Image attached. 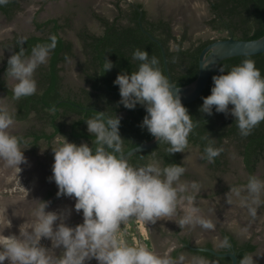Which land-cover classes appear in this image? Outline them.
<instances>
[{"label": "clouds", "instance_id": "1", "mask_svg": "<svg viewBox=\"0 0 264 264\" xmlns=\"http://www.w3.org/2000/svg\"><path fill=\"white\" fill-rule=\"evenodd\" d=\"M7 2L0 0V4ZM49 39L48 44L35 45L31 55H26L25 49L20 47L9 57L6 79L15 81L11 89L14 100L36 94L34 73L39 66L48 63L49 54L57 45L55 35ZM23 43L21 40L20 44ZM133 60L141 62L138 70L130 74L122 72L114 81L119 85L120 103L128 109H134L137 104L144 106L147 115L141 127L147 128L160 144L167 143L169 155L184 152L189 145L188 137L199 121H193L182 103L180 88L164 75L155 56L149 59L147 51L136 49ZM113 66L108 59L103 73ZM220 71L223 74L213 76L214 86L211 94L203 98L200 111L212 115L215 107L218 113L232 115L240 135L247 137L264 121V77L252 59H245L227 73L223 68ZM86 122L88 132L95 137L92 143L96 145L95 150L88 143L77 145L67 139L61 146L52 147L54 164L50 178L58 186V196L75 198V210L78 213L82 210L83 223L72 227L65 223L64 213L46 211L49 202L36 200L38 203L32 208L30 218L20 226L19 236L4 235V230L12 226L6 208L4 217L0 218V264L6 260L8 264H85L93 258L99 264H184L183 254L173 258L168 252L161 254L145 245L131 246L123 242L118 233L121 224L133 216L155 224L162 218L172 220L178 213L182 215L175 222L181 229L199 226L214 230L216 225L202 216L196 206L195 196L201 191V184L181 179L187 171L183 164L131 165L124 154L119 131L121 117L98 112ZM14 123V112L0 100V162L20 172V165L27 162L24 149L29 147V142L13 134ZM213 143L209 141L202 157L209 163H214L224 151ZM245 191L247 195L242 196ZM262 194L264 180L251 175L246 186H231L225 197L229 205L237 198L255 218L257 209L264 204ZM10 204H18V201ZM58 220L59 225L54 227ZM42 238L52 241V249L63 246V255L56 256L53 250L42 246ZM221 246L231 248L227 239ZM191 264H207V261L193 257ZM239 264H256L254 255H244Z\"/></svg>", "mask_w": 264, "mask_h": 264}, {"label": "trees", "instance_id": "2", "mask_svg": "<svg viewBox=\"0 0 264 264\" xmlns=\"http://www.w3.org/2000/svg\"><path fill=\"white\" fill-rule=\"evenodd\" d=\"M116 5L118 14L113 20L96 12L93 13L103 26L101 33L91 32L86 27L77 32L84 54V58L78 60L77 65L86 83L77 91L64 88L62 74L65 63L77 57L74 42L61 34L65 28L71 27L70 17L64 18L63 21L61 17L39 21L35 15L34 24L38 32L26 36L15 34L12 39L4 43L11 50L10 56L18 52L20 47L25 49L26 55H31V50L35 45L50 43L49 37L52 35L57 37V45L50 52L48 63L39 66L36 70V94L14 100L12 88L6 79L7 62L10 56L0 67V91L14 101L15 120H27L35 113L37 118L42 119L51 128L50 131L45 128L31 129L19 135L18 137L29 142L28 145L36 148L41 140L51 143L56 136L61 135L77 145L86 141L95 150L96 145H92L95 137L88 132L86 120L95 117L100 111L88 108L90 106L103 108L113 118L121 117L119 131L123 138L124 154L131 148L154 138L147 128L141 127L146 115L145 107L140 104H137L134 109L124 107L120 103L119 85L114 83L120 73L130 74L138 70L141 62L133 60V53L136 49L147 51L149 59L155 56L159 61L158 67L168 77L160 45L151 39L143 28L160 38L164 44L175 85H187L198 77L201 50L218 38L200 39L186 46L187 32L177 36L173 32L170 21L164 18L151 20L142 2H135L128 8H122L119 1ZM21 9L20 0H8L7 3L0 4V11L8 18H13ZM209 9L212 14L209 24L216 30L228 33L222 38L234 36L241 39H256L264 35V0H209ZM21 40L24 41L22 45ZM108 59L113 62L114 66L110 71L103 73V65ZM245 59L254 60L256 67L260 69L264 77V52L256 55L229 57L219 62L214 68L204 91L196 100L182 103L187 107L193 121H199L198 126L188 137L189 145L198 147L203 157L205 156L204 149L209 141H214V147L223 148L224 151L215 158V162L210 163V167L214 169L221 168L227 162L225 147L234 145L242 156L250 177L255 175L260 163L264 161V121L254 128L249 136L242 137L235 123V117L232 115L218 113L215 107L212 115L200 111L203 98L211 94L214 86L213 76L223 74L220 71L221 68L225 73L229 72ZM231 107L230 105L229 109ZM123 113L125 114L122 115ZM205 136L209 139H203ZM168 147L167 143H159L147 151L134 154L129 161L135 167L145 166L150 162V155H152L153 159L162 162V166L170 163L185 166L181 153L169 155L166 151ZM222 233L231 244V248L227 251H234L237 254L238 264L244 255L252 254L258 248L252 239L240 241L226 229H223ZM207 246L213 247L211 243ZM195 253L217 264H232V259L227 256L219 257L208 251L198 250ZM254 260L256 264H261L259 260Z\"/></svg>", "mask_w": 264, "mask_h": 264}, {"label": "rangeland", "instance_id": "3", "mask_svg": "<svg viewBox=\"0 0 264 264\" xmlns=\"http://www.w3.org/2000/svg\"><path fill=\"white\" fill-rule=\"evenodd\" d=\"M118 1L125 8L127 7V1L142 2L150 18L162 17L170 21L177 36L186 31L188 34V39L185 41L186 46L198 42L200 39L222 38L228 35L227 31L216 30L209 24V19L212 16L209 9V0H25L22 10L18 11L13 18H8L0 12V67L3 60L11 54V50L4 47L1 42L12 37L13 34L26 36L38 32L33 24L34 14L37 11L36 16L39 21L51 17H61V21H63L64 18L70 17L71 27L65 28L61 34L74 42L77 57L65 63L62 74L65 84L69 87L68 89L77 91L81 86L86 85L77 65L78 60L84 58L82 44L77 32L86 27L91 32L101 33L103 26L93 13L96 12L108 18H113L117 15L116 2ZM35 75L36 71L34 78ZM8 83L12 88L15 81L8 79ZM0 100L6 102L11 111H15L13 100L1 91ZM43 128L47 131L51 130L42 119L37 118L36 114L33 113L27 120H15L11 131L16 135L17 133L24 134L31 129L40 130ZM65 139L67 138L58 135L51 143L41 140L36 148L28 145L29 147L24 149L27 162L20 165L21 171L19 173L0 162V164H3L0 165V176L3 175V171H6V174H4L7 175L6 179L3 176L0 177V218L4 215L2 211L5 212L7 208L3 201L10 198H18L24 201H21V205L24 206L23 220L19 221L24 224L30 218L32 208L38 203L36 200L42 198L52 177L54 164L52 147L61 146ZM81 143H85V141ZM225 151L227 162L219 169L211 168L210 163L202 159L203 153L194 145H188L184 152H180L185 163L184 167L187 169L181 179L188 182L196 181L201 184V191L195 196L196 206L200 208L202 216L213 221L216 225L214 230H205L199 226L195 228L187 226L181 229L175 222L182 215V213H178L172 220L167 218L158 220L156 226L158 227L159 224L161 230L156 227L153 232L161 235L162 238H160L159 243L154 234H151L149 222L142 220V226H138V222H135L136 218L131 217L127 223L121 224L118 233L120 239L131 246L145 245L163 254L164 252L169 253V248L176 241L174 236L169 237L167 234L179 230L182 233H193V241L196 244L210 241L215 248L219 249L222 248L221 245L224 242L221 230L226 229L240 241L252 239L258 245L257 250L252 255H254V259L264 264V204L257 209L256 217L253 218L247 207H242L237 198H233L232 205L226 203L225 194L230 191V187L243 188L246 186L249 174L242 156L234 145L225 147ZM150 157L152 162H158L152 158V155ZM255 175L264 180V161L260 163ZM52 180L54 181V179ZM246 195V191L242 192V196ZM261 199L264 200V194H262ZM69 204L72 210V204ZM65 206H68V204H65ZM57 207L58 205L51 208V211H54ZM9 211V209L6 210V215L10 219L9 214H7L10 213ZM46 211H50V208L48 207ZM60 211L63 212V209ZM11 223L12 226L9 228L11 232L4 231L6 233H3L4 235H12L15 223L12 220ZM22 224L18 223V228L14 232L19 233ZM132 224L137 228L133 229ZM24 226L26 227L27 223ZM161 226L165 229H162ZM163 230L166 231V234ZM41 245L48 248V240L42 238ZM183 254L185 256L184 264H191L192 258L196 257L188 251H184ZM205 260L207 264H217L215 261ZM4 264H8V261L6 260Z\"/></svg>", "mask_w": 264, "mask_h": 264}, {"label": "water", "instance_id": "4", "mask_svg": "<svg viewBox=\"0 0 264 264\" xmlns=\"http://www.w3.org/2000/svg\"><path fill=\"white\" fill-rule=\"evenodd\" d=\"M143 28V27H142ZM144 32L150 36L151 39H153L155 42H157L162 50L163 53V59H164V65L165 69L168 75V78L170 82H173L172 74L169 68L168 64V58L166 54V49L160 38L152 34L149 30H146L143 28ZM264 52V35L256 38V39H241V38H236L234 36H229L227 38H218L208 45H206L200 53L199 56V74L198 77L191 83L183 86H177V88H180V95H181V100L183 103H188L196 100L204 91L210 76L214 70V68L218 65L219 62L222 60L233 57V56H241V55H256L259 53ZM205 64H210L207 68H204L203 66ZM88 108H93L96 110H99L100 112H106L103 108L99 106H90ZM146 110V109H145ZM107 113V112H106ZM108 116H110L107 113ZM147 115V112H146ZM160 142L157 141L155 138H153L150 141H147L141 145H138L136 147L131 148L125 153L126 158L128 161L130 158L139 152H144L147 151L155 146H157ZM13 201H18V204H10ZM21 201L24 202L23 200H20L18 198L15 199H5L3 203L7 206V209H9L10 213V219L15 223V229L12 230L13 232L18 228V223L22 224L21 221L23 220V208L24 206L21 205ZM14 214V213H16ZM1 216V215H0ZM4 215L2 216V218ZM19 222H18V221ZM4 231H7L10 233L11 231L9 228H6ZM191 250H198V251H208L215 256L219 257H230L232 259V264H238V256L234 251H219L214 247H208V246H193V245H188Z\"/></svg>", "mask_w": 264, "mask_h": 264}, {"label": "flooded vegetation", "instance_id": "5", "mask_svg": "<svg viewBox=\"0 0 264 264\" xmlns=\"http://www.w3.org/2000/svg\"><path fill=\"white\" fill-rule=\"evenodd\" d=\"M24 1L25 0H20V3H21V7L23 8V6H24ZM134 5L135 4V2H132V1H127V7L126 8H128V6L129 5ZM121 5V4H120ZM122 6V5H121ZM122 8H125V7H123L122 6ZM22 10V9H21ZM1 12V11H0ZM1 14L2 15H4L2 12H1ZM38 14V11L34 14V16L35 15H37ZM117 14H118V9H117ZM5 16V15H4ZM116 16V15H115ZM115 17H113V18H110L111 20H113ZM160 18H162V17H160ZM151 20H157V19H159V18H156V19H152V18H150ZM165 19V18H164ZM33 24H34V19H33ZM35 25V24H34ZM171 26H172V24H171ZM174 32V31H173ZM15 36V34H13V36L12 37H10V38H6L3 42H1L3 45H4V43L6 42V41H8V39H12L13 37ZM4 47H6L5 45H4ZM7 48V47H6ZM8 50H10L9 48H7ZM10 56V55H9ZM8 56V57H9ZM7 57V58H8ZM6 58V59H7ZM6 59H4V60H6ZM4 60H3V62H2V65L4 64ZM1 65V66H2ZM7 83H8V79H7ZM9 84V83H8ZM63 84H64V88L65 89H68L69 87L65 84V82H64V79H63ZM10 86V85H9ZM3 94H5L3 91H1ZM6 95V94H5ZM7 96V95H6ZM12 100V99H11ZM14 102V101H13ZM14 105H15V103H14ZM125 113H123L122 115H124ZM17 136H19V135H22V134H16ZM86 142V141H85ZM151 156V155H150ZM151 160V159H150ZM183 160V159H182ZM158 161V160H157ZM151 162V161H150ZM158 162H160V161H158ZM129 163H130V161H129ZM4 164V163H3ZM3 164H0L1 166L3 165ZM131 165H133L132 163H130ZM160 164H161V166H162V162H160ZM1 166H0V170H1ZM134 166V165H133ZM6 174V171H3V177L6 179V177H7V175H5ZM19 173V172H18ZM2 176H0V177H2ZM14 180H15V178H14ZM47 187V190H46V192L43 194V196H42V198L40 199V200H42V199H44L43 201H48L49 202V208H50V211H51V208H54V207H56V205H58V204H60V203H62V202H67V203H71L72 204V212H71V214H65L66 216H67V218H66V220H65V223H67L68 225H70V226H72V227H75L76 225H78V224H81V223H83V220H84V217H83V212H82V210L78 213V212H76V210H75V203H76V200H75V198L74 197H68V196H58L57 195V193H58V191H59V189H58V186H57V184L55 183V181H53L52 179L51 180H49V182H48V185L46 186ZM67 209V208H66ZM54 211H56V212H58L57 210H54ZM61 213V212H60ZM159 221H157L155 224H153V223H151V222H149V227H150V231H151V234H154V236H155V238H156V240L160 243V238H162L161 237V235H159V234H155L154 232H153V230H154V228H156L157 226V223H158ZM59 223H60V221L58 220L57 222H56V224L54 225V227H56V226H58L59 225ZM161 228L162 229H165V228H163L162 226H161ZM157 229H160V227H159V224H158V227H157ZM177 229H179V228H177ZM17 230V229H16ZM161 230V229H160ZM164 232H165V234H166V231L165 230H163ZM176 231V230H175ZM191 232H192V230H191ZM223 229L221 230V235H222V237L224 238V241L226 240V238L224 237V235H223ZM11 234H16L17 236H19V233L18 232H12ZM169 237H171V236H174V238L176 239V241L174 242V244L173 245H171L172 247H170L169 249H170V252H169V254L171 255V257H173V258H178L181 254H183V252L184 251H188V252H191L192 254H194L196 257H203L204 259H207V260H211V259H208L207 257H204V256H200V255H198L197 253H195V251L194 250H191L190 249V247L188 246V245H193V246H207L208 245V243H211V245L215 248V246H214V244L212 243V242H210V241H206V242H204V243H202V244H196L194 241H193V237H194V234L192 233H182V231H179V230H177L176 232H172V233H168L167 234ZM46 240H48V243H49V249L50 250H53L54 251V253H55V255L56 256H62L63 255V253H64V251H65V249L63 248V246H61V247H59V248H55V249H52V241L50 240V239H47L46 238ZM217 249V248H216ZM227 249L228 248H225V247H222V248H219V249H217V250H219V251H221V250H226L227 251ZM184 255V254H183ZM211 261H213V260H211ZM85 264H99V262L95 259V258H93V259H91V260H86L85 261Z\"/></svg>", "mask_w": 264, "mask_h": 264}, {"label": "crops", "instance_id": "6", "mask_svg": "<svg viewBox=\"0 0 264 264\" xmlns=\"http://www.w3.org/2000/svg\"><path fill=\"white\" fill-rule=\"evenodd\" d=\"M87 143V142H85ZM155 160V159H154ZM151 161V160H150ZM152 162V161H151ZM65 204H68V206H65ZM64 205V206H62ZM67 208V209H66ZM57 209L58 212H61V213H64V214H71L72 210L70 208V204L69 203H66V202H62L60 204H58V207L55 208V210ZM61 209H63V212L60 211ZM67 210V211H66Z\"/></svg>", "mask_w": 264, "mask_h": 264}, {"label": "built area", "instance_id": "7", "mask_svg": "<svg viewBox=\"0 0 264 264\" xmlns=\"http://www.w3.org/2000/svg\"><path fill=\"white\" fill-rule=\"evenodd\" d=\"M132 218H136V219H135V222H136V223L138 222L137 225H138V226H142V224H143L142 219H138V218L135 217V216H133ZM130 219H131V218H130ZM131 221H132V220H131ZM132 222H133V221H132ZM133 224H134V223H133ZM133 224H132V228H133V229L137 228V226L135 227V225H133ZM119 238H120V235H119ZM121 240H122V239H121Z\"/></svg>", "mask_w": 264, "mask_h": 264}, {"label": "bare ground", "instance_id": "8", "mask_svg": "<svg viewBox=\"0 0 264 264\" xmlns=\"http://www.w3.org/2000/svg\"><path fill=\"white\" fill-rule=\"evenodd\" d=\"M66 211H67V210H66ZM2 213H5V212L2 211ZM2 213H1V214H2ZM1 218H2V217H1ZM4 234H6V233L4 232Z\"/></svg>", "mask_w": 264, "mask_h": 264}]
</instances>
